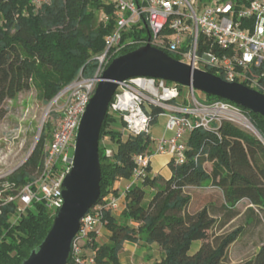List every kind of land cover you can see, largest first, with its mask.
<instances>
[{"label": "trees", "instance_id": "16d2710c", "mask_svg": "<svg viewBox=\"0 0 264 264\" xmlns=\"http://www.w3.org/2000/svg\"><path fill=\"white\" fill-rule=\"evenodd\" d=\"M116 25L115 6L103 0H49L40 6L32 0H0V120L6 113L5 102L32 86L48 105L80 76L93 78L97 58L106 49L105 39ZM149 34L145 19L126 31L121 55L143 46L139 42L148 41ZM163 51L180 60L179 55ZM209 72L223 79L217 72ZM205 97L208 102L223 100ZM242 109L264 139V118ZM147 111L152 126L164 113L153 106ZM118 126L124 127L123 120L107 114L100 134L102 179L97 204L109 194H117L115 183L131 180L134 156L149 151L153 144L151 135L125 138ZM50 136L41 134L24 165L8 179L0 180V192L7 182L14 185L7 194H15V189L36 180L33 174L39 175L43 167ZM105 138L113 144L111 156L102 147ZM185 144V161H170L169 179L153 176L150 166L149 177L127 193L121 222L112 212L105 213L103 227L111 233L109 242L100 244L93 234L85 246L88 253H94L96 264H121L120 253L126 242L158 245L162 258L157 264H227L228 251L241 238L243 229L215 236L211 232L235 218V210L243 201L249 203V212L255 214L257 209L264 216V143L258 137L224 122L217 131L195 128ZM206 187L221 191L223 203H210L191 213L193 197L187 190ZM15 213L16 204L11 203L0 214V264H23L43 243L56 217L40 203L16 222ZM131 222L136 226L129 225ZM68 264H75L72 258ZM241 264H264V243Z\"/></svg>", "mask_w": 264, "mask_h": 264}, {"label": "built area", "instance_id": "2783aa9c", "mask_svg": "<svg viewBox=\"0 0 264 264\" xmlns=\"http://www.w3.org/2000/svg\"><path fill=\"white\" fill-rule=\"evenodd\" d=\"M103 1L115 6L117 25L105 39L106 49L97 58L99 65L94 77L80 76L52 101L56 105L63 101V109L36 180L15 189V194H7L14 187L7 182L0 192V214L4 206L16 204L14 222L35 204H43L53 215L63 207V182L73 167L69 149L76 146L82 117L104 71L125 48L123 34L143 24L144 19L152 34L148 41L139 42L143 46L150 43L162 51L179 55V61L193 68L213 70L229 83L264 94V0ZM32 2L40 6L49 0ZM187 91V96L182 97L177 83L152 78L129 79L119 85L108 114L123 120L125 138L151 135L152 118L146 106L164 110L161 115L167 117L166 132L171 135L152 139L154 148L134 156L132 178L121 194H109L84 216L71 247L70 258L75 264H96L94 253H88L85 246L93 234H100L105 213L118 211L127 193L149 177L155 156L168 155L176 164H182L187 137L195 128L217 131L224 122H229L264 143L242 107L227 100L200 101L193 88Z\"/></svg>", "mask_w": 264, "mask_h": 264}, {"label": "water", "instance_id": "95a60500", "mask_svg": "<svg viewBox=\"0 0 264 264\" xmlns=\"http://www.w3.org/2000/svg\"><path fill=\"white\" fill-rule=\"evenodd\" d=\"M150 38V34H149ZM152 78L232 102L264 118V94L170 57L150 43L115 58L102 75L77 134L73 167L63 182L64 205L37 250L23 264H68L84 216L101 197L100 134L119 85Z\"/></svg>", "mask_w": 264, "mask_h": 264}, {"label": "rangeland", "instance_id": "374dc122", "mask_svg": "<svg viewBox=\"0 0 264 264\" xmlns=\"http://www.w3.org/2000/svg\"><path fill=\"white\" fill-rule=\"evenodd\" d=\"M181 94L182 97L187 96L186 87L182 88ZM195 94L200 101H204L206 98V94L200 91L196 90ZM51 103L46 105L41 101L35 86L21 93L16 99L5 102L4 110L6 113L0 120V180L8 179L24 165L39 142L42 133H48L51 135L50 137L53 136L60 112L63 109V101L57 105L53 102V106ZM163 120L161 118L157 127L152 129V138L156 139L162 134L160 126H162ZM52 139L48 140L46 148ZM103 146L109 149L108 155H112V143L109 138L103 140ZM74 153L75 148L71 147L69 149L70 158L74 157ZM206 167L210 169V164L207 163ZM33 175L38 177L36 173ZM187 191L193 197L190 207L191 213H196L210 203L220 206L224 201L221 191L210 187L190 188ZM147 192L149 193V191ZM249 207L247 201L241 202L235 210L237 216L229 218L225 224L211 232L215 236V234H228L238 228L243 229L241 238L228 251L227 264H241L251 259L264 243V216L257 209L255 214H252L248 211ZM101 234L102 232L98 235V240L100 244H103L105 238ZM196 246L197 244H195L192 253ZM160 252L161 250H154L149 256L145 252H137L127 264H155L157 260L161 259Z\"/></svg>", "mask_w": 264, "mask_h": 264}, {"label": "crops", "instance_id": "0c3cea01", "mask_svg": "<svg viewBox=\"0 0 264 264\" xmlns=\"http://www.w3.org/2000/svg\"><path fill=\"white\" fill-rule=\"evenodd\" d=\"M164 119L162 126H160V130H162V134L160 136H158L156 139H159L160 137L164 136V135H168L170 136L171 133H167L166 132V125H167V117L166 116H159L157 118L156 123L152 126V129H154L155 127H157V123L159 122L160 119ZM119 127V130L121 132H123L124 127ZM151 135H152V130H151ZM153 140H156L155 138H152ZM154 146V145H153ZM102 147L106 148L105 146H103V142H102ZM154 148V147H152ZM108 151L109 149H107V155H108ZM112 154H113V144H112ZM111 156V155H108ZM171 161V157H169L168 155H157L152 159V165H151V174L155 177H163L165 179H169L171 177V171L169 169V163ZM126 182L125 181H119L117 183H115L114 186V190L117 191L116 196H119L121 194V192L124 190L125 186H126ZM126 203L127 201L122 199L120 201V209L118 211L113 212V216L117 219V221L121 222L122 219H119V217L122 216L123 211L126 208ZM221 218V217H219ZM129 225L132 226H136L135 223L131 222L129 223ZM100 232H102L101 236L105 238V241L103 242V244L108 243L111 233L104 227L100 228ZM101 239V238H100ZM97 242L99 243V240L97 238ZM140 249V251H139ZM161 250V248L156 245H147L144 244L143 242H139V243H133V242H126L124 244V248L120 253V262L121 264H127V262L130 260H132V258L135 256V254L137 252L140 253H146V255L148 254V256L154 251V250ZM161 258H162V250H161ZM161 259L157 260L155 262V264H157L158 262H160Z\"/></svg>", "mask_w": 264, "mask_h": 264}]
</instances>
